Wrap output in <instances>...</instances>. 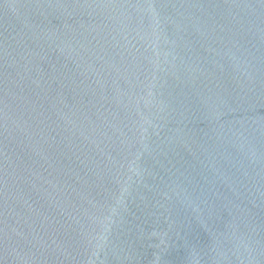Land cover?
<instances>
[{"label": "water", "instance_id": "water-1", "mask_svg": "<svg viewBox=\"0 0 264 264\" xmlns=\"http://www.w3.org/2000/svg\"><path fill=\"white\" fill-rule=\"evenodd\" d=\"M0 264H264V0H0Z\"/></svg>", "mask_w": 264, "mask_h": 264}]
</instances>
